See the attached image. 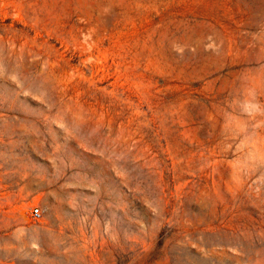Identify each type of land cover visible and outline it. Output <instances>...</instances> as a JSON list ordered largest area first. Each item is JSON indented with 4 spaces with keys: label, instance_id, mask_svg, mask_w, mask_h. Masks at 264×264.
<instances>
[{
    "label": "rangeland",
    "instance_id": "374dc122",
    "mask_svg": "<svg viewBox=\"0 0 264 264\" xmlns=\"http://www.w3.org/2000/svg\"><path fill=\"white\" fill-rule=\"evenodd\" d=\"M0 264H264V0H0Z\"/></svg>",
    "mask_w": 264,
    "mask_h": 264
},
{
    "label": "built area",
    "instance_id": "2783aa9c",
    "mask_svg": "<svg viewBox=\"0 0 264 264\" xmlns=\"http://www.w3.org/2000/svg\"><path fill=\"white\" fill-rule=\"evenodd\" d=\"M32 216L35 217V218L39 217V212H38L37 208L33 209Z\"/></svg>",
    "mask_w": 264,
    "mask_h": 264
}]
</instances>
